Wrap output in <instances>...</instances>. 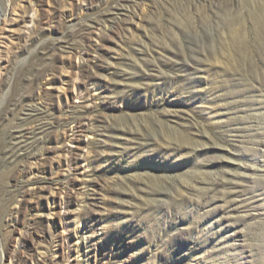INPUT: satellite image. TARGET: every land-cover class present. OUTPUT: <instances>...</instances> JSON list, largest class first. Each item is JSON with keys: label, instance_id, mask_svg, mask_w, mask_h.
<instances>
[{"label": "rangeland", "instance_id": "obj_1", "mask_svg": "<svg viewBox=\"0 0 264 264\" xmlns=\"http://www.w3.org/2000/svg\"><path fill=\"white\" fill-rule=\"evenodd\" d=\"M0 264H264V0H0Z\"/></svg>", "mask_w": 264, "mask_h": 264}]
</instances>
